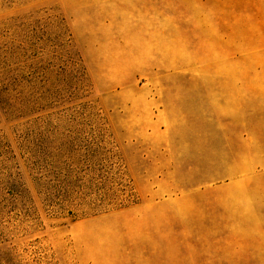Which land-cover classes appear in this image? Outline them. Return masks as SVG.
I'll return each instance as SVG.
<instances>
[{
	"label": "rangeland",
	"instance_id": "rangeland-1",
	"mask_svg": "<svg viewBox=\"0 0 264 264\" xmlns=\"http://www.w3.org/2000/svg\"><path fill=\"white\" fill-rule=\"evenodd\" d=\"M241 1L0 0V264L193 260V206L147 215L264 156V52L217 32Z\"/></svg>",
	"mask_w": 264,
	"mask_h": 264
},
{
	"label": "crops",
	"instance_id": "crops-1",
	"mask_svg": "<svg viewBox=\"0 0 264 264\" xmlns=\"http://www.w3.org/2000/svg\"><path fill=\"white\" fill-rule=\"evenodd\" d=\"M230 5L220 14L224 28L217 32H223L229 44L236 38L243 50L264 52V0H242L236 10H231ZM211 21L204 27L201 22L194 23L198 34L203 29L213 34V17ZM177 30L176 42L181 45L178 48L185 49L186 35L193 30L180 22ZM257 66L264 82V64L259 62ZM219 162L253 165H242L245 170L232 171L235 176L225 181L218 182L213 175V185L195 187L192 195L155 197L150 205L153 214L147 217L178 220L177 205L193 206L195 226L209 237L195 243L191 262L177 264H264V168L256 169L254 165L264 162V156L213 155V163Z\"/></svg>",
	"mask_w": 264,
	"mask_h": 264
},
{
	"label": "trees",
	"instance_id": "trees-1",
	"mask_svg": "<svg viewBox=\"0 0 264 264\" xmlns=\"http://www.w3.org/2000/svg\"><path fill=\"white\" fill-rule=\"evenodd\" d=\"M76 63V62H75ZM61 180H59V178L55 180H53L52 182H44L42 184V186L45 188L46 190V198H49L50 196H57L58 198L60 197V195H67V191L65 190V183H69L71 182V176L70 175H63L61 176ZM61 183V185H59ZM60 187V188H58ZM62 197V196H61ZM68 201L67 198L64 199V202Z\"/></svg>",
	"mask_w": 264,
	"mask_h": 264
}]
</instances>
